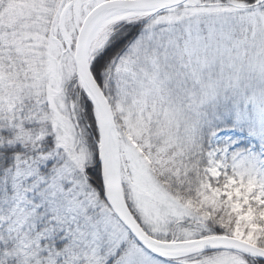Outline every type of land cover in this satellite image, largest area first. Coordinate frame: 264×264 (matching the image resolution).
I'll return each mask as SVG.
<instances>
[{
  "label": "snow or ice",
  "instance_id": "obj_1",
  "mask_svg": "<svg viewBox=\"0 0 264 264\" xmlns=\"http://www.w3.org/2000/svg\"><path fill=\"white\" fill-rule=\"evenodd\" d=\"M0 264H264V0H0Z\"/></svg>",
  "mask_w": 264,
  "mask_h": 264
}]
</instances>
